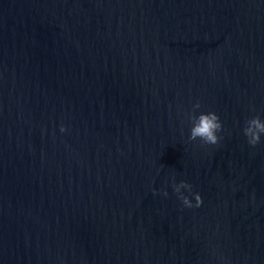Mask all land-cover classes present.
Here are the masks:
<instances>
[{
    "label": "water",
    "instance_id": "obj_1",
    "mask_svg": "<svg viewBox=\"0 0 264 264\" xmlns=\"http://www.w3.org/2000/svg\"><path fill=\"white\" fill-rule=\"evenodd\" d=\"M253 115L264 0H0V264H264Z\"/></svg>",
    "mask_w": 264,
    "mask_h": 264
},
{
    "label": "clouds",
    "instance_id": "obj_2",
    "mask_svg": "<svg viewBox=\"0 0 264 264\" xmlns=\"http://www.w3.org/2000/svg\"><path fill=\"white\" fill-rule=\"evenodd\" d=\"M200 108V103L197 101L193 105V109ZM191 120V128L189 132V140H199L205 145H218L222 139L221 135H218L223 130L222 122L218 114L214 111H201L198 115H189ZM67 129L64 124L60 125V132H65ZM244 136L247 139V143L255 147L261 142V136L264 135V119H261L259 115H253L246 119L245 126L242 129ZM173 191L177 194L178 199L186 207H199L202 204V197L198 192H192V185L187 181L181 180L178 183L173 178L172 181ZM181 189H186L194 197L195 204L184 194ZM155 191V190H154ZM163 195L167 196L166 190H163Z\"/></svg>",
    "mask_w": 264,
    "mask_h": 264
}]
</instances>
